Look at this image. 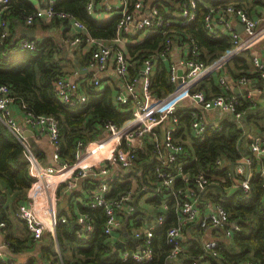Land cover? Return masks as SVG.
Instances as JSON below:
<instances>
[{
  "label": "built area",
  "instance_id": "1",
  "mask_svg": "<svg viewBox=\"0 0 264 264\" xmlns=\"http://www.w3.org/2000/svg\"><path fill=\"white\" fill-rule=\"evenodd\" d=\"M10 0H0V6L5 9ZM95 0H87L85 10L87 14H94ZM146 0H99L103 11L111 12L117 17L116 37L108 40L95 39L88 35L86 26L69 13L58 10L53 2H48L45 7L35 10L25 16L26 25H31L35 19L66 20L77 31L70 40V44L78 45L87 43L91 45V53L88 59V67L92 70L91 81L98 85V75L109 67H112L116 76L122 81L123 90H115V99L121 104L130 102L132 114L120 125L107 122L104 125V134L96 140L86 144L76 154L72 164H59L56 146L59 143V129L57 123L48 116L34 115L24 112L21 108L24 126L33 128L43 134L51 148L52 160L57 165L49 164L41 166L26 149L29 159L28 171L32 177L38 180V187L31 191L27 204L17 206L15 216L25 225L32 241L41 240L44 233L55 235V227L58 223L66 222L64 217L55 218L54 207L61 189L73 190L80 182L89 177L93 167L98 166L97 185L84 188V198L79 203L87 209L100 208L104 215L103 234L111 237L114 232H119L123 225V215L130 216L132 222L140 220L136 213L135 197L138 192H148L150 196H172L175 199V221L166 229V243L170 248L168 260H176L183 250V244L189 226H196L201 234V247L204 254L217 257L220 242L213 234L207 236L213 229H219L222 235L231 239L234 232L239 231L237 221H230L227 210L219 203L208 202L200 199V193L204 189V179H199L198 188H191V177L183 171V164L177 162V156L184 152L185 145L193 141L204 139L208 128H218L217 116H230L238 128H243V120L248 109L256 108L257 104L250 89H245L238 94L221 93L207 96L201 86L209 80L213 74L218 75V83L224 90L229 89V83L225 79L227 64L237 57L242 51L254 43L241 46L256 33L264 30V24L258 27L245 10L227 3L217 6H207L203 15V25L207 33L212 37L219 36L218 27L229 32L231 45L226 48L216 59L210 63L200 60V48L194 39L175 32L177 25H186L194 20L196 8L201 0H153L154 3L146 7ZM263 1L264 0H259ZM176 5L178 11L172 15L169 8ZM230 16H235L239 24L243 25L242 32L233 30ZM3 25V24H2ZM162 30L164 41L161 48L155 53L143 58L139 62V68L133 76L128 75L131 67L130 58L127 57L121 47L116 43H124L129 38H141L148 32ZM4 28L2 36H6ZM264 35L261 33L260 36ZM259 36V37H260ZM120 42V43H119ZM23 49H34L33 39L23 38L19 42ZM179 51L176 60L172 53ZM164 62L167 69L168 80L172 90L165 95L156 96L149 89L153 75L154 61ZM251 63L259 78L264 79V63L252 56ZM180 71V74L178 73ZM248 78L244 75L237 79V86L246 87ZM55 97L67 107L81 106L86 102L81 83L67 77H57L53 83ZM10 89L5 84H0V121L10 132L22 141V129L13 117L10 104L13 102ZM247 100L248 106L240 108L241 100ZM189 100L187 115L189 125L183 130L178 125L175 115L178 104ZM247 109V110H246ZM207 112L213 113L214 121L206 116ZM219 117V119L221 118ZM188 132L189 143H185L184 135ZM245 137L242 146L247 153L238 161L229 164L230 189L238 188L244 194L250 191V178L255 171L260 179L261 188L264 191V125L258 135ZM156 161L154 188L131 189L124 193L110 195L111 183L114 181L117 170L128 171L133 166L137 154L148 151ZM215 165H222L221 159L215 160ZM136 181L133 177L127 178ZM180 181L181 187L176 188L175 182ZM137 182V181H136ZM144 186V185H142ZM209 206L208 210H201L203 206ZM164 221L163 215H158L153 222L147 223L133 231V238L143 242L137 248L128 252L124 246L119 250L121 259L131 258L135 262H144L152 258L151 240L153 232ZM77 226L76 236L87 237L93 231L92 219L88 214L78 213L74 219ZM194 228V227H193ZM202 264H212L205 260ZM242 264H253L251 261Z\"/></svg>",
  "mask_w": 264,
  "mask_h": 264
},
{
  "label": "trees",
  "instance_id": "2",
  "mask_svg": "<svg viewBox=\"0 0 264 264\" xmlns=\"http://www.w3.org/2000/svg\"><path fill=\"white\" fill-rule=\"evenodd\" d=\"M86 1L55 0L53 5L56 9L65 11L80 20L92 38L103 40L115 38L117 17L97 19L94 15L87 14ZM257 2L259 1L201 0L196 8L194 20L186 25H177L174 28L175 32L181 37L188 36L194 39L200 48V60L210 63L230 47L231 41L228 34L220 33L219 36L212 37L204 29L203 15L207 11L206 7L231 3L247 11ZM34 11L35 9L28 0H10L5 9L0 6V84L9 87L13 102L19 104L24 112L45 115L57 123L59 129V143L56 146L58 163L72 164L82 147L104 134V125L107 122L120 125L131 116V104L130 102L119 103L115 99L114 91L109 86L102 85L100 81L98 85H94L92 81H85L81 84L83 93L87 97L83 105L67 107L60 103L54 95L53 83L57 77H64L68 74L67 67H73V61L61 53V38L54 36L37 40L34 38L35 48L23 49L19 47V42L26 37L20 34V29L26 26L36 28L38 25L45 29L56 28L60 23L66 24L67 22L51 19L45 24L44 19L37 18L31 25H26L25 16ZM4 28L7 35L3 37ZM163 41L162 30H157L148 32L142 39L136 38L134 42L126 45L127 54L131 60L137 62L133 68H129V76L136 74V66L139 62L158 51ZM90 53L91 49L84 59H88ZM250 59L249 51L246 50L233 60L238 72L236 75L233 70L230 72L235 79L242 75L247 78L253 75L248 72ZM79 63L82 64V61ZM254 74L257 75L256 72ZM149 89L156 96L165 95L172 90L166 65L160 60L151 77ZM241 103L240 108L248 106L247 100L243 99ZM187 110V107H177L175 111L178 125L183 130H187L189 125ZM262 122H264V108L258 105L256 108L248 109L245 113L243 128H238L230 116H222L218 119V128H208L203 140L185 145L184 152L176 158L177 162L184 165L183 171L190 175L191 188L197 189L198 184L200 185L201 180L195 179L198 174L204 179L205 184L200 193V199L221 204L227 210L229 220L238 222L239 231L233 233L229 243H221L216 258L204 254L200 244L201 234L196 226H189L187 228L189 235L183 244V250L176 260H168L170 248L166 243L165 234L167 227L173 224L175 199L172 196L165 198L163 195L148 197L146 202L152 207L151 212H142L137 206L138 215L143 216L147 223L153 222L158 215L166 216L162 224L157 226L153 232L150 260L144 262H135L131 258L122 260L120 251L114 248L109 237L103 234L102 210L84 208L77 201L75 207L78 213L88 214L92 219L93 231L87 237H77L75 234L77 226L72 224L76 214L72 212L71 206L68 208V212L70 210L68 214L63 206L58 205L54 209L55 218L64 217L66 222L56 225L55 237L49 236L48 246L41 248L43 256L52 264H202L205 260L211 261L212 264H242L246 261H251L253 264H264V191L261 188L260 179L253 172L249 181L250 191L244 194L238 188L230 189L232 183L228 178L229 164L235 163L247 153L242 146L248 135L247 129L253 133L260 128ZM26 149L44 166L49 165L47 157L42 156V151L32 140L27 138L20 142L0 121V199L2 201L6 194L13 193L11 208L14 213H16L17 206L26 202L30 192L38 187V180L28 171L29 159ZM218 158L222 161L220 167L215 165V160ZM156 166L148 145V151L137 154L133 166L128 171L117 170L115 172L110 195L131 190L133 185L132 181L127 180L129 177L137 181L135 186L138 189L145 187L151 191L154 188ZM98 168V166L93 167L92 174L82 180L75 191L68 192L65 201L70 197L85 199L84 188L97 185L98 177L95 174ZM174 185L178 188L182 186V183L176 181ZM141 194L147 193L141 192ZM161 205L166 209H158ZM156 208L158 210H155ZM2 220H5V211L0 208V221ZM142 224V220L139 219L133 222L135 227H140ZM126 229L128 230L129 226L126 225ZM7 241L15 251L22 248L23 242L18 239L7 236ZM142 242L141 236L139 243ZM134 249L130 240L127 251L132 252Z\"/></svg>",
  "mask_w": 264,
  "mask_h": 264
},
{
  "label": "crops",
  "instance_id": "3",
  "mask_svg": "<svg viewBox=\"0 0 264 264\" xmlns=\"http://www.w3.org/2000/svg\"><path fill=\"white\" fill-rule=\"evenodd\" d=\"M28 1L31 3L32 7L35 10H37V9H41V8L45 7L48 2L54 3L55 0H28ZM111 2L117 3L118 0H111ZM153 3H154L153 0H146L144 4L146 5V7H148L150 4L152 5ZM94 4H95V8H94V14L93 15L95 18L106 19V18H109L112 16L111 12L103 11V9L100 6L99 0H95ZM169 10H170L172 15H176V13L178 11L176 5L175 6L171 5ZM246 12L253 20H255L257 22L258 27H260L262 24H264V2L263 1L257 2V4L252 6V8L247 10ZM43 21L45 22V24L47 22H49L48 20H43ZM66 22H67L66 24L60 23L58 25V27H56V28L52 27V28L45 29L43 27L41 28L39 25L36 28L31 27L34 30V35H35L34 38L36 40L41 39V38H45V37H50V36L61 38V42H60L61 53H63L65 55V57H68L73 61V67H67L68 74H66L65 77L72 79L74 81L80 82L81 84L85 81L90 82V79L92 76V70H90V68L87 65L89 57H88V59H84V56L90 50L91 45L87 44V43H81L78 45L70 44V40L74 37V35L77 33V31L70 26V23L68 21H66ZM230 23H231L233 30L237 31L236 28L239 26V22L236 20L235 16H230ZM23 28H25V27H21V29H23ZM21 29H20V31H21ZM218 30L221 31L222 33L225 32L220 27H218ZM228 33L229 32H226L225 34H228ZM261 33H264V30L256 33L255 36H253L252 38H249L241 46H245L246 44L252 43L254 40L257 39L256 41H254V43H252L247 48L248 49L247 51H249L251 58H252V56H255L262 63H264V35L260 36ZM135 39L136 38H129L124 43L119 42L120 44H118V42H117L116 45H117V47L118 46L121 47L124 50L127 57H129L125 47H126V45L134 42ZM139 39H142V37L141 38L139 37ZM108 41L114 42L111 40H108ZM243 52H245V51H242V53ZM242 53H240L239 55H241ZM179 54H180L179 51L173 52L172 53L173 60H176L177 57L179 56ZM233 60L230 61L225 68V75H226L225 79L229 83V89L228 90H224L223 87H221L219 85L218 75H216V74H213L209 80H207L203 83V85L201 87L202 90L205 92V94L207 96H211V95H216V94H221V93L236 94L234 92L235 90H239L238 91V93H239V92H243L245 89H250L253 92V96H254V99L256 101V104L258 106H260V108H264V79L259 78L257 75L254 74L255 73L254 68L252 66L251 61H249L248 72L253 73V75L248 77V85L246 87H242V86L238 87L237 86V79L238 78L235 79L233 77L234 75H232L230 72V70H233L235 72L234 73L235 75L238 72V70L236 68V64H235V62L233 63ZM81 61H82V64L79 63ZM130 63H131V67L133 68V66L136 65L137 62L130 60ZM157 64H158V60H155L154 66H153V72L155 71ZM79 66L81 67V69H79ZM136 68L137 69L139 68V64L136 66ZM128 75H129V71H128ZM98 77H99L100 83L102 85L109 86L113 91L123 90L122 89V87H123L122 81L116 76L112 67H109L107 70L100 73L98 75ZM189 104H190V102L188 101L187 106ZM10 109H11L13 117L16 119V121L19 123V125L22 129L21 132H23L25 130L30 132L26 136H23V134H21L22 139L28 138V139L32 140L39 147V149L42 151V156L47 157V160L49 161L48 164H52V161H51L52 152H51V148L47 142L46 137L43 134H41L40 132H38L37 130L30 128V127H27V126H24V124L22 123L23 114L21 111V106L19 104L12 102L10 104ZM206 116L210 119V121L217 120V119H219V117H221V116H217V114H215V119L212 120L213 119V113L212 112H207ZM263 125H264V122L261 123L260 128L258 130L253 131L254 134L251 132L252 134L250 133V135H258L260 133V130H261ZM183 139H185L186 144H188L190 142L188 132L186 135H184ZM113 171H114V173L117 172V168L116 167L113 168ZM254 173H256V172L254 171ZM135 184H136V181H132V185H133L132 188L133 189H136ZM75 190L76 189H73V190L61 189L59 192L58 200L55 202L54 209H56L58 205H61L68 212V208L71 206L72 212H74V214L77 215L78 211H77V207H75V206H77L75 202L76 201L79 202L80 198L79 197H76V198L70 197L67 200L68 202L65 201L68 197L67 193L71 192V191H75ZM140 193L141 192H138L136 199H135V202H134L135 206H136V210H137L136 213L137 214L139 213L137 206H138V208L141 209L142 212L143 211H146V212L153 211L152 207L149 206L147 204V202L145 205L139 203V200L141 199V197L143 195H145V194L140 195ZM146 193L149 197L150 194L148 192H146ZM13 197H14L13 193H8L3 198L2 201L0 199V208L4 209V211H5V220L0 221V264H52V262L50 260H48L45 256H43V254L41 252V248L48 246V240H46V238L49 239V236L55 237V235H52L49 233H44L41 240L32 241L29 238V234L25 228L24 223L20 219H18L16 216L14 217L15 214L13 215V210L11 208ZM66 202H67V204H66ZM20 204H27V201L24 203H20ZM161 208L164 210L166 209L162 205L158 209H161ZM158 209L156 208L155 210H158ZM208 209H209L208 205L203 206L201 208L202 211L203 210L206 211ZM68 214H70V210H69ZM163 217H164V219H166V216H163ZM140 218H141L140 221L142 220L143 224L140 227H135L133 225L131 217L123 215L122 228L119 230V232H114L112 234V236L109 237V240L114 245V248H116V246H115L116 244L121 242L122 247L124 246V248L127 249L128 242L130 240H131V243L134 246V248L135 249L137 248V246L140 243H139V239L137 240V239L133 238V236H132L133 231L138 230V228L141 229L143 225L147 224V220L143 216H141ZM174 221H175V216H174L173 223H174ZM72 222L74 223V219L72 220ZM73 225L76 226L75 224H73ZM126 225L129 226L128 230H130V231H128L126 229ZM132 226H134V227H132ZM218 231H219V229H213L209 232V234H207V236H210L213 234L220 242H222L224 244L229 243L230 239L224 237L222 235V233L218 232ZM188 235H189V233L186 235V238L188 237ZM7 236L8 237L10 236L11 238H15V239H18L19 241L23 242L22 248L15 251L13 249V247H11V244L9 243V241H7ZM186 238H185V240H186ZM55 246H56V250L58 253L59 250H58L56 242H55ZM116 249L120 250L119 248H116ZM60 259L61 258L59 256V261L61 262Z\"/></svg>",
  "mask_w": 264,
  "mask_h": 264
},
{
  "label": "water",
  "instance_id": "4",
  "mask_svg": "<svg viewBox=\"0 0 264 264\" xmlns=\"http://www.w3.org/2000/svg\"><path fill=\"white\" fill-rule=\"evenodd\" d=\"M208 1H218V0H208ZM237 29V32H242L243 30V25L242 24H239V26L236 28ZM20 33L25 36L26 38L28 39H34L35 35H34V30L31 28V27H25L23 29H21ZM79 69H81V67L79 66ZM85 71V70H84ZM180 74V71L178 72ZM239 90H235L234 92L237 94ZM30 132L25 130L22 132L23 136H26L28 135ZM232 166V164H231ZM72 224H75V222ZM116 248H119L121 249L122 248V243L119 242L118 244L115 245Z\"/></svg>",
  "mask_w": 264,
  "mask_h": 264
},
{
  "label": "rangeland",
  "instance_id": "5",
  "mask_svg": "<svg viewBox=\"0 0 264 264\" xmlns=\"http://www.w3.org/2000/svg\"><path fill=\"white\" fill-rule=\"evenodd\" d=\"M90 81H91V80H90ZM188 101H189V100H185V101L180 102V103L178 104V107H179V108L186 107ZM51 161H52V163H54V165H57V162H56V161H53L52 159H51ZM37 162H38L39 164H41V166H44V165L41 163V161H37ZM146 199H148V195H147V194H145V195H143V196L141 197V199L139 200V203L145 205V204H146ZM14 214H15V213L13 212V215H14ZM14 217H15V215H14ZM46 240H48V239L46 238Z\"/></svg>",
  "mask_w": 264,
  "mask_h": 264
},
{
  "label": "bare ground",
  "instance_id": "6",
  "mask_svg": "<svg viewBox=\"0 0 264 264\" xmlns=\"http://www.w3.org/2000/svg\"><path fill=\"white\" fill-rule=\"evenodd\" d=\"M255 36V35H254Z\"/></svg>",
  "mask_w": 264,
  "mask_h": 264
}]
</instances>
